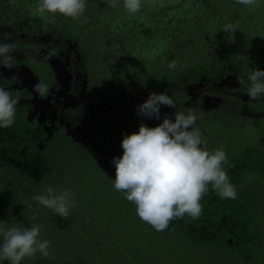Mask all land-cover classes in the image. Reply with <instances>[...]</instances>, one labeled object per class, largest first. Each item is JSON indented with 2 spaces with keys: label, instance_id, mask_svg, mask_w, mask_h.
<instances>
[{
  "label": "trees",
  "instance_id": "trees-1",
  "mask_svg": "<svg viewBox=\"0 0 264 264\" xmlns=\"http://www.w3.org/2000/svg\"><path fill=\"white\" fill-rule=\"evenodd\" d=\"M9 1L0 0V4L6 5L9 4ZM29 1L37 3V0ZM34 5L36 7V4ZM105 10L109 11L110 17L103 14ZM51 20L63 22L62 26L66 24L64 28L67 27V30L71 28L74 35L81 34L82 37L89 36L95 40L97 38V42L114 47L116 52L118 48H123L124 57L114 59L117 64L115 68L118 71H122V68L125 72L131 71L128 75L136 82L139 81L136 76H142L143 82H155L156 87L153 88L167 92L173 99L184 97V102H187L186 100L190 97V90L200 84L201 75L206 78H208L207 76L221 78L222 82L234 79V84L245 91V85L238 83V79L242 77L247 83L248 72L253 68L264 69V3L245 7L235 3V0H143L140 12L130 15L122 7V0L115 6L107 3V0H86L84 14L80 18L71 19L56 14L54 19H48L51 27L56 31V25ZM229 25L236 28L232 33L224 31ZM62 30L56 32L60 35L68 34L66 33L68 31L64 33ZM113 53L111 54L113 55ZM172 60L176 61V67L170 70L167 65ZM132 64H136V66ZM210 82H212L211 79ZM177 105L188 107L185 103H177ZM167 108V106H161V109ZM179 110L186 111L187 108H178L177 111ZM201 124L198 123L196 126L202 128ZM28 133L29 135L43 134V132L34 131V129H28ZM10 139L13 142L17 140L16 138ZM246 149L249 148L246 147ZM26 162L28 169H20L24 170L25 176L32 183L36 182L38 174L40 181L41 177L44 178L45 175L52 177L57 173L51 170L44 175L38 169H33L32 166L38 164L37 158L34 160L29 158ZM237 163L235 162V165ZM3 172L5 170L0 171L1 178H3ZM34 172L36 173L33 174ZM7 177L10 182L6 183L8 188H2L3 184L0 185V215L2 217L0 220L5 221V227H30L33 223H39L42 225L41 228H45V225L49 224L50 228H56L57 232L66 233L65 229L71 223L68 217L69 212L66 215H61L53 209L45 210L33 199L38 194L37 191L28 192L23 184L20 185L16 182L17 175L8 174ZM26 196L28 201L22 200L26 199ZM244 204L247 207L251 206V202ZM79 206L82 209L84 205L79 204L77 208ZM255 206L256 203H254ZM129 209L134 210V207L130 206ZM10 211L14 212L10 213ZM40 211L48 218L43 215L41 221L39 219ZM34 212L39 215H35ZM18 213L22 215L19 218L16 215ZM105 213L89 214L83 218L94 219L102 227V230L107 229L111 240L102 238L105 240L103 245H111L114 254L128 252L121 246V241L117 242L112 238L113 234H118L123 226L127 225V218L124 217L130 216V211L122 212L120 210L119 214L122 217H117L114 225H107ZM202 219H204L203 216L193 219L185 214L182 217L173 218L167 228L162 231H157L151 226L148 232L146 230V234L150 232L155 236V233H159L170 238L169 241L165 240L166 245L156 246V248L153 246L156 242L153 237H150V241L153 243L150 245L142 236L145 232L135 233L136 246L139 247L142 240L145 247L132 249L129 253H125L126 264H160L161 259L174 264H203L207 258H216L215 255L220 252L221 247L223 249L240 248L242 258L248 260L253 255L249 251L251 249L244 248L246 245L238 247V243L244 244L247 237L254 238L256 244L261 242L257 229L254 228L252 234L243 232L246 228L245 221L239 223L235 229L236 236L228 238L230 232L225 230L223 225H219L217 229L212 222L209 224L211 227L203 225L204 223L198 227L193 226ZM50 241H53L52 237ZM70 250L66 248V255ZM154 250L156 251L154 252ZM230 250L228 251L230 252ZM254 254L264 257V251L254 252ZM97 259L100 263L103 260L99 257ZM3 264H8V261H4ZM21 264L27 263L22 260ZM218 264L224 263L222 261ZM254 264L257 263L254 261Z\"/></svg>",
  "mask_w": 264,
  "mask_h": 264
},
{
  "label": "rangeland",
  "instance_id": "rangeland-1",
  "mask_svg": "<svg viewBox=\"0 0 264 264\" xmlns=\"http://www.w3.org/2000/svg\"><path fill=\"white\" fill-rule=\"evenodd\" d=\"M36 3H32L29 0H10L9 4L2 5L0 7V18L3 16L5 17L6 13H9V10L13 12L14 15H16L18 18L27 16V17H33L34 15H37L39 18L40 23H45L47 22L48 25L50 26L51 29V23L48 21V18H42L40 15H38L34 10H35V5ZM9 8V10H8ZM104 15L109 16V11L105 10L103 13ZM37 16L34 18L36 19ZM110 17V16H109ZM32 19V18H30ZM51 22L55 23V28L56 31L58 32L60 29H64V33L66 31V34L68 37V40L63 43L62 41L56 39V38H51L50 36H44V35H33V32L30 34H27L25 36H21L19 33L18 34H2L0 33V42H5L13 45V50L9 53V55L12 56L11 60V65L14 62H22L20 64H28L29 66L33 67V69L38 72L42 84L47 85V90L42 93L41 96L44 97L45 102H47L49 105L51 103L53 104V107L58 110V114H60L61 118L65 119L67 121L68 127L71 128V130L75 133H82V134H98L99 136L103 135H111L114 133V127L113 125L120 130H127L130 131L133 129V126L130 124L137 118H143L142 116H138L135 111V106L143 100H145L148 96V90L145 92H141V95H137V99H128L129 92L123 88L121 89V92L118 93L117 95H113L110 97L106 93V86L109 84H104L103 88H100L99 83H103L106 81L108 83V79L111 80L113 76V71H116L117 68H115L116 61L114 59H120L124 57L125 52L123 48H118L117 52L112 55L110 53V46L109 45H103L101 42H97L96 40L92 37L88 39L87 36L81 37L80 40L78 41L77 44L83 43H90L91 47L93 46L94 50H99L96 51L98 61L92 63L89 67L88 70L91 72L90 74H93L94 76H97L98 81L94 80V83L96 82L97 85L95 89L99 90V96H102L103 99L98 100L97 97H93L91 100L93 102V105L95 107H98L101 105L103 108H99L97 110L100 111V116L97 118L93 119L88 113H86L85 108L75 106L72 104L68 97L71 96L72 100H75V93L70 92L67 94H63V92L59 89H55L54 85L52 84L53 78L56 74L54 71L56 66L54 67L55 64H58L55 62V59L50 60V66L49 68L46 61L43 59H39L34 54L36 51H41L43 53L50 52V48L45 45L43 46L42 44H50L52 45H61L64 46L66 44L67 46H70L71 44L75 45V40L73 38L74 32L72 29H68L67 27L62 26L63 22L59 21H52ZM69 24V23H68ZM31 29V28H29ZM4 29L0 30L3 32ZM55 30V29H54ZM55 31V34L57 33ZM70 35V36H69ZM40 36V38H39ZM41 37L43 40H41ZM60 37V36H58ZM27 38V39H25ZM34 39V42H30L28 45L30 48H34L38 46V44H41L39 48H36V50L31 51L28 46L27 42L30 39ZM41 40V41H40ZM86 40V42H85ZM60 41V42H59ZM41 42V43H40ZM217 45V44H215ZM69 51V50H67ZM79 51H77L78 53ZM94 52V51H93ZM63 53V52H62ZM60 52L58 55H60L61 59H64L65 56H63ZM71 53V51H70ZM105 53L107 57L105 56ZM56 55V53H55ZM48 56V55H47ZM51 57V56H50ZM59 57V58H60ZM106 57V58H104ZM43 61H45L43 63ZM48 62V61H47ZM136 66V64H132ZM10 69V66H8V62H6L2 57H0V76L4 75L5 73L3 72L6 70V67ZM138 66V65H137ZM139 67V66H138ZM113 71H109L110 69ZM13 69V68H12ZM16 70V69H14ZM124 71V68L121 69ZM94 71L96 73H94ZM130 71V70H129ZM83 72V71H82ZM88 72V73H89ZM131 72V71H130ZM138 75V74H136ZM128 75H122L120 79H126L128 80ZM139 80L142 79V76H136ZM82 81L84 83L88 82L89 76L83 75ZM96 78V77H95ZM44 80V81H43ZM50 82V90L48 91V84ZM198 89L200 88H205L212 90L214 88V91L216 90L215 87H213L214 82H210L209 78L204 77V75H201V82ZM207 84V86L205 85ZM210 84V85H209ZM95 86V85H94ZM110 86V85H109ZM87 87V85H86ZM74 90V89H73ZM142 90V89H141ZM76 92V90H74ZM62 92V93H61ZM152 92H161L158 88L153 90ZM93 94H91L92 96ZM135 95V92H132V96ZM237 96L240 100L242 99V96L247 97L246 101L247 103H250V100H253L249 98L247 95L246 90L242 91V93H238ZM78 97V96H77ZM207 100L215 104L217 101L220 100L217 96L213 95H207ZM205 97V98H206ZM184 97H180V99L174 98L176 103H184L183 99ZM110 99V100H109ZM85 101H88V98H85ZM224 102L223 100L219 101ZM253 102V101H252ZM103 103H110V105L113 107H110L106 109L104 107ZM228 103V102H226ZM234 103V102H232ZM254 103H259L255 104V112L253 113L254 115L256 114V117H262L264 116V97H261L259 99L254 100ZM208 104V103H207ZM209 105V104H208ZM247 108V111L244 109H239L238 111L242 112L244 115L238 116L236 123H234V126L240 128L239 132H243L244 130L247 129V131H252L254 130L255 135H252V137L249 139L251 140V143L254 145V148L257 150H262L264 149V142H260L259 137L264 135V119H259V121L253 120L249 113L250 105L245 106ZM178 108L185 109L187 106H178L176 105V108H170L168 107L167 109H160L161 113V118L167 113V114H174L175 111L178 110ZM226 108V107H224ZM225 112H227L228 116H231L232 113H237L238 111H233L230 108L224 109ZM68 117L69 120H68ZM250 117L249 119H247ZM75 125H74V123ZM257 122L258 124H262V127H259V130L257 129L258 127L255 124ZM55 128L54 132L56 133L55 135H61L59 141H51L50 147L47 149H42L41 151H38L34 154V157L38 159L39 163H43L42 166L48 167V170L52 169L53 171L57 172L54 174V179L52 180V177L45 175V177H41L39 181L40 175L38 174L37 180L35 183H32L31 180H28L25 176L24 170L22 169H28L27 162L25 159H23V162L19 164L18 166H10V164L3 166L0 164V171L5 170L7 172H3V178L0 177V185H2V188H8L6 186V183H10L8 179V174H13L17 175L16 177V182H18L20 185L23 184L25 186L26 190L28 192L30 191H37L36 193H41L46 189L47 186L53 184L52 186H67L73 190L74 193V198L76 200L75 204H72V206H69V213L68 217L71 221L70 225L67 226L66 233H60L57 232L56 228H50L49 224H46L45 228H41V236H48L49 238L52 237V242H49V254L45 255L43 253L37 252L34 256L32 257H26L24 260L26 261L27 264H99L98 262V257L102 258L100 264H126L124 260V254L129 253L130 251L139 249V248H144V243L141 240V245L138 247L136 246V240H135V233H142L145 232L144 236L146 243H150V245H153V243L150 241V237H153L154 240L158 243H154L153 246H160L165 244V240L167 239L169 241V237H164V234H146L147 232L151 229V225L148 223L144 222L141 220L135 212V205L127 201L124 198V195L120 192H117L113 187H112V181L111 178H114L115 175V170H114V165L112 164V161L109 162H103L98 159H93L90 157H82L80 158L78 155L74 153L72 150L73 145L70 142V136L67 135L64 136L66 132H64V126L59 124L57 120H55ZM155 122L152 124L154 126ZM197 127H199L197 125ZM202 128H199L201 133H202V140H205V132L203 126ZM59 130V132H58ZM110 130H114L110 132ZM253 132V131H252ZM59 133V134H58ZM71 132H67L66 134H70ZM59 137V136H58ZM54 138V137H53ZM121 140V138H119ZM249 142V141H248ZM247 143V141H246ZM74 149V148H73ZM31 153V152H28ZM10 166V167H9ZM38 165L32 166L33 169L37 167ZM16 168V169H13ZM22 168V169H20ZM51 171V170H50ZM17 172H22V173H17ZM246 172V171H245ZM241 173V184L243 186L246 185H252L254 182V203H256V206L254 207V223L253 224H248L247 229L250 228H255L258 231L259 239L261 240V245L255 244L254 248H256V252L259 251L258 248L261 246H264V188L260 185L261 182L264 181V177L257 171H252L253 173ZM34 172L33 174H35ZM47 173V172H46ZM31 175V174H30ZM72 176L74 177L72 179ZM29 177V176H28ZM71 177V178H70ZM29 179H31L29 177ZM45 179H47L45 181ZM50 179V180H49ZM254 179V181H252ZM238 188V187H237ZM239 190V189H238ZM15 195H17L15 193ZM18 196V195H17ZM26 199H22L24 201H28ZM13 200V199H12ZM82 204L84 205L82 209L80 206L77 208V205ZM133 208L134 210H130L129 208ZM45 210H49L50 208H45ZM122 210V212H129L130 211V216H125L124 218H127V225L123 226L121 232L118 234H113L112 240H117L121 241L122 244L121 246L124 248L125 252L124 254H114L113 248L111 245H103V242L107 240H111L109 238L108 234L109 232L107 229L102 230V227L97 224L94 219L91 220H86L83 217H86V215L89 214H98L99 212H106L104 215L107 218V225H114L115 221L117 220V217H122L119 214V211ZM15 211V210H14ZM10 211V213L14 212ZM39 212V210H37ZM84 211V212H82ZM71 212V214H70ZM35 215H39V219L43 218V213L40 211V213H35ZM19 217L20 213L16 214ZM1 217V215H0ZM44 217L48 218L47 215H44ZM2 218V217H1ZM45 219V218H44ZM42 221V219H41ZM87 221V222H86ZM48 222V221H47ZM50 222V221H49ZM250 222V221H247ZM63 230V231H65ZM252 234V233H251ZM103 238V239H102ZM168 244V243H167ZM166 245V244H165ZM171 248V245H169ZM102 247V248H101ZM166 247V246H165ZM66 248H69L70 252L68 255H66ZM154 248V249H155ZM229 249H231L229 247ZM152 250V249H151ZM156 250H154L155 252ZM222 251V253H220ZM220 252H217L216 258H207V261H204L203 264H218V262H222L224 264H254V261L257 264H264V257L253 254L250 259L245 260L244 258L238 257L237 254H229L226 250H223V247L220 248ZM237 252V251H236ZM225 253V255H224ZM128 256V255H127ZM117 257V258H116ZM224 258V259H223ZM111 259V260H108ZM263 259V260H262ZM100 260V259H99ZM116 261H119V263H116ZM160 264H174L173 262H170L168 260H160ZM207 262V263H206Z\"/></svg>",
  "mask_w": 264,
  "mask_h": 264
},
{
  "label": "flooded vegetation",
  "instance_id": "flooded-vegetation-1",
  "mask_svg": "<svg viewBox=\"0 0 264 264\" xmlns=\"http://www.w3.org/2000/svg\"><path fill=\"white\" fill-rule=\"evenodd\" d=\"M1 6L2 5L0 4V7ZM3 16L0 18V30L4 29L3 32L0 31V33L2 34L19 33L23 37L33 32V35L37 34L47 37L50 36L51 38L54 37L62 41L63 43L68 40L66 34H55V30L51 29L47 22L40 23L37 15L33 14V17L25 16V18H18L13 14L12 11L9 10V13H6L5 17ZM36 16L37 18L34 19ZM80 36L81 34L73 36L76 43L75 45L71 44L70 46H67L66 44H64V46H61L59 44L57 46H51L47 43L42 45H47L51 50L50 52L43 53L41 51H36L34 53L38 57V60L43 59L48 61H46L48 65L47 68H49L50 66V60L55 59V62L58 63L54 65V67L56 66L57 69L54 70L56 74L53 78L52 84L54 85L55 89H60L64 95L70 93L71 91L74 92L76 95L75 100H72L71 96L68 97L69 101L72 104L85 108V112L88 113L93 119H95L100 116V111L97 109L103 107H101V105L95 107L91 99L93 97H97L98 100L103 99V97L99 96L98 94L99 88L95 89L96 86H99L100 84H103L100 85V88H103V86H105L104 84L110 85L105 87L106 93L110 97L120 93V88L127 90L130 93L128 99H137V95H141V92H145L148 89V93L155 90V88H153L156 87L155 82H143L142 80L136 82L131 78L130 75H128L130 72L120 70L118 71V69H116V71H113L110 68L109 71H113V76L111 80L108 79V83H106V81L103 83H99V85H97L96 82L94 83V80L98 81L97 76L90 74L91 72H89L88 67L92 63L98 61L97 53L95 52L99 50L95 51L93 49L94 47H91L90 43H85V45L83 43L77 44L80 40ZM87 37L88 39H90L89 36ZM33 40L34 39L32 38L28 40L27 46L30 44V42H34ZM41 40H43L42 37ZM40 46L41 44H38L37 47L34 46V48H30L28 46V48L31 51L33 50L34 52V50H36V48H39ZM60 50L61 53L63 52L62 55L65 56L64 59H61L60 55H58ZM77 51L79 52L77 53ZM112 52L116 53L114 47L110 46V53ZM105 56L107 57L106 53ZM44 62L45 61H43V63ZM20 63L22 62H14L10 66V69H8L6 66V70L3 71L5 74L0 76V87L8 90L10 94L14 97H17L18 100L16 105L14 123L8 128H0V164H2L3 166H6L8 164H10V166H18L23 162V159L28 160L29 158H33L34 160L36 159V156L34 157V154L36 152L50 147V145L52 144L51 141H59L61 135H55L56 133L54 132V128L56 125L55 120H57L59 124L64 126V132H71L70 134L64 133V136H70V142L72 143L74 148H72V150L76 155H78L80 158L90 157L95 160L100 158V160H102L103 162L112 161L113 157H118L119 155H121L122 148L120 146L121 140L119 138L122 139L123 134H129L137 131L138 126L141 122L150 127L154 122V125L160 122L155 119H146L143 117L135 119L130 124L131 126H133V129L130 131L117 129L113 125L115 131L110 130V132L114 131V133H112L111 135L99 136L98 134H82L79 132L74 133L71 128H69L70 126L68 127L67 121L61 118L63 116L58 114V110L53 107V104L51 103V105H49L47 102H45L44 97L41 96L42 93L34 89V85L38 83L42 84L38 72H36L33 67L29 66L28 64ZM94 73L96 72L94 71ZM83 75L84 77L89 76L88 82L84 83L82 81L83 79H85L83 78ZM122 75H128V80L124 78L120 79ZM207 77L209 78V80L211 79L212 82H214L213 87H215L216 90L214 91V88L212 90H205V88L198 89L199 85H197L195 88H192L190 90V97L188 98V100H186L187 102L184 103L188 105L187 109L191 108L199 114L200 119L197 121V124L202 123L201 125L203 126V128L205 127V140L203 141V146L210 151L217 148H222L226 151L230 166H228V164L224 165V170L227 172L231 183L236 189V197L234 199H222L217 194L212 185L209 184L207 191L203 194L200 201L202 205V211L204 212L203 213L201 211L200 216H203L205 220H199L193 226L198 227L202 223H204L203 225H209L213 223L215 224V228L217 229L219 225H223L222 227L225 230H229L230 232L228 238H232L233 235L236 236L237 234L235 229L239 226V223L241 224L244 221L246 224V228L243 232H254L253 228L249 227L247 229L248 224L254 223V182L252 185L243 186L241 184V173H244L246 171L245 173L249 174L253 173L252 171H257L264 177V149L256 151L254 145L251 143V140H249L252 135H255L254 130H252V132L247 131L246 129L243 132H239L240 128L234 126V123H236L238 116L242 117L244 115L238 110L244 109L247 111V108L245 106L249 105L251 107L248 111L249 113L247 114L250 115L253 120L259 121V119H264V116L256 117L257 115L253 114L256 108L255 104L259 103H254V100H250L251 102L247 103L246 101L249 100H246L247 97L245 96H242L241 100L238 98L240 97L237 96L238 93L241 94L243 90L239 89V86H237V84H234V79H229L222 82L221 78L210 76ZM205 85L207 86L206 83ZM50 88L51 87L49 82L48 91H51ZM73 89L76 90V92ZM132 92H135L134 96H132ZM91 94L93 95L91 96ZM207 95H213L214 97L218 95V98H220V100H223L224 102L220 103L219 100L215 104H213L212 102L207 100ZM86 97L88 98V101H85ZM103 104L106 109L109 108V106L113 107V105L111 106L110 103ZM224 107L238 112L232 113L231 116H228L227 112L224 111V109H226ZM250 117H248L247 119H249ZM69 118L70 117H68V120ZM257 122H255L254 125H256L258 127L257 129L259 130V127H262V124L260 125ZM12 126H15V128H12ZM28 129H34V131L43 132V134L29 135ZM10 138H16L17 140L16 142H13ZM259 140L260 142H264V135L259 137ZM246 147H248L249 149H246ZM235 162H238L237 165H235ZM36 165L38 166L35 167V169H38L44 175L52 170H48V167L42 166V162H38V164ZM73 178L74 177L72 176V179ZM252 181H254V179ZM260 185L264 188V181L261 182ZM245 202H251V206H244L246 205L244 204ZM209 227L211 226L209 225ZM239 240L242 241V239ZM241 243H238L237 246L239 247L240 245H246L244 248H250L251 250L249 251L252 254L256 252L257 247L254 248V245L256 244L254 238L247 237L245 243ZM258 245H261V243ZM258 249L259 251L257 252H263L264 246H261ZM223 250L228 251L230 249L224 248ZM228 253H238V257H240V259L243 257L240 248L231 249L230 252L228 251Z\"/></svg>",
  "mask_w": 264,
  "mask_h": 264
},
{
  "label": "clouds",
  "instance_id": "clouds-1",
  "mask_svg": "<svg viewBox=\"0 0 264 264\" xmlns=\"http://www.w3.org/2000/svg\"><path fill=\"white\" fill-rule=\"evenodd\" d=\"M121 0H107L117 5ZM143 0H122V7L130 15L140 12ZM245 7H253L264 0H235ZM86 0H37L35 12L42 18L54 19L56 14L78 19L84 14ZM236 29L227 26L224 31ZM13 45L0 42V57L11 66L9 53ZM167 67L175 69L172 60ZM244 84L249 98L264 97V69L253 68L247 73ZM40 93L47 90L46 84L33 86ZM17 97L0 87V128L10 127L15 120ZM176 108V102L165 91L150 92L143 102L135 106L138 116L160 121L154 126L141 122L138 130L123 134L120 141L122 153L113 157L115 175L112 187L135 205L136 215L155 230L162 231L169 222L185 214L195 219L201 215L200 203L203 194L211 184L222 198H235L236 189L230 181L224 165L230 163L222 148L208 150L203 146L202 133L196 126L200 119L193 109L175 111L161 118V106ZM39 205L66 215L69 205L75 204L73 190L67 186H47L33 197ZM35 219V216H33ZM39 223L30 227H5L0 220V264H21L26 257L37 252L49 254L48 236H41Z\"/></svg>",
  "mask_w": 264,
  "mask_h": 264
}]
</instances>
